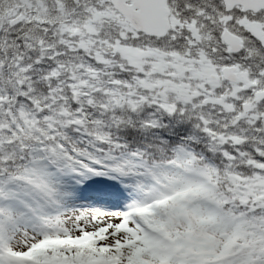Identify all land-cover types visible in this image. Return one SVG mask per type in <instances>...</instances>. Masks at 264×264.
Here are the masks:
<instances>
[{
	"label": "snow or ice",
	"instance_id": "6c2138e0",
	"mask_svg": "<svg viewBox=\"0 0 264 264\" xmlns=\"http://www.w3.org/2000/svg\"><path fill=\"white\" fill-rule=\"evenodd\" d=\"M0 264H264V0H0Z\"/></svg>",
	"mask_w": 264,
	"mask_h": 264
}]
</instances>
